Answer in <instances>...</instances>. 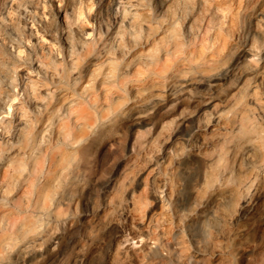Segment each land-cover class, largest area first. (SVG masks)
<instances>
[{
  "label": "rangeland",
  "instance_id": "1",
  "mask_svg": "<svg viewBox=\"0 0 264 264\" xmlns=\"http://www.w3.org/2000/svg\"><path fill=\"white\" fill-rule=\"evenodd\" d=\"M62 1L0 0V34L38 60L23 11ZM77 20L89 44L0 131V264H264V0Z\"/></svg>",
  "mask_w": 264,
  "mask_h": 264
},
{
  "label": "bare ground",
  "instance_id": "2",
  "mask_svg": "<svg viewBox=\"0 0 264 264\" xmlns=\"http://www.w3.org/2000/svg\"><path fill=\"white\" fill-rule=\"evenodd\" d=\"M113 1L130 6L140 3V0ZM79 5L80 0H63L56 8L44 5L41 9L29 8L23 11L32 45L40 53L38 60H33L31 48L13 27H7L5 32L0 34V51L2 49L5 52H0V131L5 130L16 118L21 108L17 99L18 93L27 94L34 87L46 91L42 81L56 80L60 64H73L75 53L89 44L91 34L87 33L77 20ZM100 19L106 28L110 26L108 16H101ZM17 74L18 82H15L14 76ZM31 104L36 107L39 101L34 98ZM203 212L199 211L198 215L202 216ZM132 239L137 242L142 240L137 235ZM132 248L133 246H130L128 249ZM143 250L158 263L169 260L168 257L158 254L148 243L143 245ZM185 258L184 260H189V257Z\"/></svg>",
  "mask_w": 264,
  "mask_h": 264
}]
</instances>
